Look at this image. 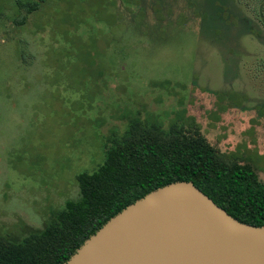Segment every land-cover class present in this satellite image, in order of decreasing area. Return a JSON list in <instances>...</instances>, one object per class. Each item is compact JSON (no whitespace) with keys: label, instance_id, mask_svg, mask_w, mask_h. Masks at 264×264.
Here are the masks:
<instances>
[{"label":"rangeland","instance_id":"374dc122","mask_svg":"<svg viewBox=\"0 0 264 264\" xmlns=\"http://www.w3.org/2000/svg\"><path fill=\"white\" fill-rule=\"evenodd\" d=\"M130 111L264 183V0H0V234L76 198Z\"/></svg>","mask_w":264,"mask_h":264},{"label":"trees","instance_id":"16d2710c","mask_svg":"<svg viewBox=\"0 0 264 264\" xmlns=\"http://www.w3.org/2000/svg\"><path fill=\"white\" fill-rule=\"evenodd\" d=\"M46 0H18L29 13ZM22 21L23 19L18 20ZM122 134L110 136L104 162L77 175L79 195L51 211L43 228L0 234V264H64L112 216L150 191L193 181L239 220L264 225V183L250 163L229 160L194 123L165 127L158 116L128 114Z\"/></svg>","mask_w":264,"mask_h":264},{"label":"water","instance_id":"95a60500","mask_svg":"<svg viewBox=\"0 0 264 264\" xmlns=\"http://www.w3.org/2000/svg\"><path fill=\"white\" fill-rule=\"evenodd\" d=\"M64 264H264V225L175 181L112 216Z\"/></svg>","mask_w":264,"mask_h":264}]
</instances>
